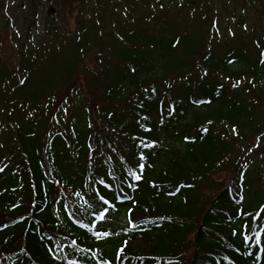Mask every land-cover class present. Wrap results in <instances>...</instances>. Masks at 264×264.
Returning a JSON list of instances; mask_svg holds the SVG:
<instances>
[{"label":"trees","instance_id":"1","mask_svg":"<svg viewBox=\"0 0 264 264\" xmlns=\"http://www.w3.org/2000/svg\"><path fill=\"white\" fill-rule=\"evenodd\" d=\"M234 1L232 13L226 6L233 24L227 29L236 31L223 36L211 18L198 40L170 23L167 31L150 32L144 21L138 29L128 9L120 24L114 17L110 33L99 19L56 37L74 41L76 54L93 55L97 66L84 68L83 85L71 81L78 69L60 81L64 93L51 95V86L46 110L54 104L57 113L50 122L11 99L43 89L25 76L29 67H42L39 47L23 53L26 64L17 67L25 87L7 88L17 70L13 77L2 72L0 117L9 123L0 139V264H264V30H256L264 15L252 26L249 10H263L254 0ZM202 3L179 0L193 18ZM76 103L80 110L64 115ZM78 134L80 159L63 162L65 148L78 153ZM65 136L71 137L63 145ZM141 152L143 176L134 181L128 170L138 171ZM225 170L229 179L209 204L201 202L210 177ZM256 212L257 220L247 215Z\"/></svg>","mask_w":264,"mask_h":264},{"label":"rangeland","instance_id":"2","mask_svg":"<svg viewBox=\"0 0 264 264\" xmlns=\"http://www.w3.org/2000/svg\"><path fill=\"white\" fill-rule=\"evenodd\" d=\"M9 1V5L7 6V10H4V7L6 5V2ZM22 1V0H21ZM61 2V0H58ZM65 1H69L68 3L74 2L73 0H62V2L65 3ZM81 1V0H79ZM259 0H254L255 4L257 5V9L263 10L261 13H255L252 10H249L248 17L246 22H248L250 25L255 26L257 24H261L263 21H259L258 19H261L262 15H264V6L258 2ZM132 2L134 3L135 8L131 9L134 11L135 18L139 22L137 26L138 29H144L145 23L146 27H148V30L150 32H157V31H163L166 29L168 30V26L165 24H175L180 28L179 31L187 30L191 32L193 37L198 40V35L201 36L204 29L206 28V25L204 23V18H208L213 21V19L217 18L216 24H218V28L221 32V36L226 35V32L228 29L226 28L227 25H230V22L227 20L228 13L230 10V13H232L234 9V0H210V2L202 3L203 0H200L198 9L201 13H205L206 16L203 17L202 14L196 16L193 18V15L189 12L183 11L180 8L179 0H152L146 7V3L144 0H128L127 3ZM16 5L12 4L11 0H0V84L2 83V72L7 69L10 77H13L12 70H17V73L15 74V81L13 82L9 81V83H4L7 88L18 86V82L20 81L19 78L23 77V74L21 73V70L17 68V65L23 64L25 66L26 62L22 60L21 55L18 54L19 49L14 44L15 38L14 36L15 31L14 28L20 32V35H17V40L19 41L20 45H22L23 40H28V37L33 35V43L39 47V57L42 56L41 60L39 61L37 58H35L36 61H38L40 65V69H33L32 67H29V73L27 75H33L31 79H35L37 82H42L41 88H43L41 91L34 93L30 90H26L23 92V96L27 98H21V95H13L11 99L14 97V101L16 102V108L22 109L24 112L37 114L38 116H42L47 119V122H50V118L52 115H55L57 113L56 107L53 105L46 110L48 107V103L53 98L48 95L53 89H57L56 92L51 93V95L57 96V94L64 93L63 91L64 87H62L64 84H62L60 81L64 83L65 79L67 80L69 75L74 73L76 70L78 71L79 76L73 77L72 84H78L83 85L82 83H85L86 80V73L84 68H88L91 70L96 69L97 64L93 61L92 57L93 55H89L86 59H83V56L81 53L76 54V45L73 42H69L63 39H57L56 37H59V35L54 34H60V33H73L76 31V29L80 26L81 23H84V21H80L79 19L68 18L67 20H52L51 15L49 14H43L41 15V18H32L31 14L29 12L20 10L18 11L17 7L20 5L19 1H15ZM36 3V2H35ZM97 5H94V8L98 13H100V17L98 19L104 20V27H107V32L110 33V30L114 27L115 23L114 20H117V18H120L118 20V23L125 21L121 19H125L126 16H124L122 9L127 4H118L119 7H116L114 9V12L112 13V8L107 5L99 6L102 4L99 0H97ZM131 4V3H130ZM131 4V5H132ZM13 5V6H12ZM98 6V7H97ZM229 7L228 8L226 7ZM49 9V8H48ZM50 11V10H49ZM47 12V11H46ZM49 13V12H47ZM115 13L118 15L116 16ZM10 16L14 22L9 21L6 19V16ZM155 15V17H153ZM85 20H88L85 24L86 29L92 28L91 23L98 20H94L93 17L88 14L85 15ZM104 17V18H103ZM114 17H117L116 19ZM144 21L145 23H142ZM263 24V23H262ZM230 26H233L231 24ZM143 27V28H142ZM119 31L121 34L125 35L129 32V28H123L119 27ZM123 28V29H122ZM232 31H236L235 29H230ZM256 30H264L263 25H258L256 27ZM165 31V32H166ZM88 35L92 36L91 34L95 33L93 29H89ZM50 37V38H49ZM49 38V39H48ZM57 39V40H56ZM68 40L72 41V38H68ZM49 41V42H48ZM46 42V43H45ZM62 42V43H59ZM25 43V41H24ZM23 43V44H24ZM45 43V44H44ZM76 54V57H75ZM83 59V63H82ZM78 77L77 79H75ZM222 81V80H221ZM9 86V87H8ZM52 86V87H51ZM61 86V87H60ZM19 87V86H18ZM22 87V86H21ZM25 87V85L23 86ZM32 88V86H31ZM232 91L233 87L231 86ZM10 89V88H9ZM12 89V88H11ZM47 90V93L44 91ZM0 91H4V89L0 86ZM59 96V95H58ZM8 101L10 96L6 95ZM83 101V97H81ZM66 109L63 111L64 115H66L67 110H80V103L76 104H70L66 105ZM0 115H2V109L0 108ZM72 115H69L68 118L70 119ZM27 120V119H26ZM16 122L20 125V122L16 120ZM81 119L78 120V124L80 126ZM7 123H9V120L5 117H0V139L2 137L1 131L7 132L8 127ZM26 123L25 120L21 122V124ZM16 124V123H15ZM17 125V124H16ZM76 126V124H75ZM83 130H85L83 128ZM7 137H11L6 135ZM71 136L69 137H62L61 143L64 145L66 144ZM84 140V137L81 134L76 135L75 137V144L79 145L78 147V153L77 150L71 151L70 148H65L64 152L58 156L60 159H62L63 162H73V159L77 160L80 159V155L82 154L81 150V144ZM9 144V143H8ZM11 145V144H9ZM85 159L88 158L87 156H84ZM229 171L225 170L221 173L212 175L210 177L211 182L207 183L206 186L203 189V199L201 202H205L209 204V197L213 195V190L218 189L221 184L228 180L230 175Z\"/></svg>","mask_w":264,"mask_h":264},{"label":"flooded vegetation","instance_id":"3","mask_svg":"<svg viewBox=\"0 0 264 264\" xmlns=\"http://www.w3.org/2000/svg\"><path fill=\"white\" fill-rule=\"evenodd\" d=\"M15 1H19L20 5L17 7L18 11L23 10L29 12L32 18H41L43 14L51 15L52 19L64 20L67 18H80L82 17L83 8L91 4L75 2H59L58 0H13L12 4L16 5ZM36 2V3H35ZM12 5V6H13ZM49 8V9H48ZM50 10V11H49ZM49 13H47V12ZM92 12V11H90Z\"/></svg>","mask_w":264,"mask_h":264},{"label":"snow or ice","instance_id":"4","mask_svg":"<svg viewBox=\"0 0 264 264\" xmlns=\"http://www.w3.org/2000/svg\"><path fill=\"white\" fill-rule=\"evenodd\" d=\"M177 43H178V41H177ZM262 55H264V53H262ZM231 62H232V61H230V63H231ZM261 63H264V60H262ZM132 71L134 72L135 69L133 68ZM204 75H207V72H205ZM21 83H24V81L21 80ZM233 86L235 87L236 85L234 84ZM169 87H171V85H169ZM220 87H223V85H221ZM144 91L147 93L149 90L146 88V89H144ZM151 91H152L153 93H155L156 89L153 87V88L151 89ZM194 103H197V101H194ZM199 103H203V101H199ZM161 104H163V102H161ZM174 111H175L174 106H170V114H171L172 112H174ZM144 119H148V117H144ZM209 123H211V121H209ZM90 126H91V125H90ZM145 130H146V131H149V132L151 131V129H145ZM204 131L206 132L207 129L205 128ZM233 131L235 132V128H233ZM185 139H187V137H186ZM257 139H259V138H257ZM141 143H142V145H143L144 147H153L155 142H153V143H147V142H144V141L142 140ZM144 159H145V157H144L143 153L141 152L140 155H139V159H138V161H137V163H138V171H133V170H131V169L128 170V174H129V176H130L134 181H140V180L142 179V176H143V170H144L145 165H144L143 163H140V161H143ZM3 171H4V169H3V168H0V172H3ZM138 172H139V174H138ZM100 183H101V184H104V181L101 180ZM129 187H132V185L130 184ZM178 190H179V189H177V191H178ZM77 195H79V193H77ZM99 199H100V201H102L104 204H108V203H109V201H108L107 199H105V197H104L103 195H101V196L99 197ZM113 207H114V205H113ZM260 211H264V206L261 207ZM247 215H252V216H253V220H257V219L260 218V212H256V213H254V214H247ZM100 219H104V214H103V213H101ZM129 222L131 223V220H130ZM85 227H87V225H85ZM261 231H264V229H261ZM233 234H235V233H233ZM108 235H109V233H107V232H103V233H102V232H99V231L96 232V236H97V237H106V236H108ZM245 239H248V237H245ZM255 241H256L257 244H260V243H261V233H260V232H256V233H255ZM73 243H75V241H73ZM261 250L264 251V249H261ZM121 251H123V250H121ZM69 264H76V262H75V261H69ZM105 264H108V262L105 261Z\"/></svg>","mask_w":264,"mask_h":264}]
</instances>
